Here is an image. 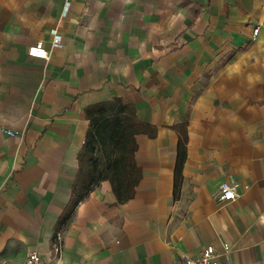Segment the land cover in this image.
Returning <instances> with one entry per match:
<instances>
[{
  "label": "crops",
  "instance_id": "obj_1",
  "mask_svg": "<svg viewBox=\"0 0 264 264\" xmlns=\"http://www.w3.org/2000/svg\"><path fill=\"white\" fill-rule=\"evenodd\" d=\"M41 42L48 59L28 54ZM115 100L142 124L134 198L104 180L59 226L87 108ZM225 182L236 200L220 202ZM59 234L57 264H175L224 244L231 264H264V0H0V264L54 263Z\"/></svg>",
  "mask_w": 264,
  "mask_h": 264
},
{
  "label": "trees",
  "instance_id": "obj_2",
  "mask_svg": "<svg viewBox=\"0 0 264 264\" xmlns=\"http://www.w3.org/2000/svg\"><path fill=\"white\" fill-rule=\"evenodd\" d=\"M89 128L86 141L79 154V174L75 181L74 199L68 211L60 219L59 226L70 216V212L86 194L100 182H111L118 203L134 198L142 173L136 165V135L142 124L138 122L135 109L120 100L102 102L87 108ZM185 141V137H184ZM178 159L175 172L177 189L182 164L186 157L185 143L178 145Z\"/></svg>",
  "mask_w": 264,
  "mask_h": 264
},
{
  "label": "built area",
  "instance_id": "obj_3",
  "mask_svg": "<svg viewBox=\"0 0 264 264\" xmlns=\"http://www.w3.org/2000/svg\"><path fill=\"white\" fill-rule=\"evenodd\" d=\"M69 10V6L65 8L66 14ZM259 29H254V35L257 36L259 33ZM51 36H53L52 40V48L56 49L62 46L61 42V36L58 34L57 29L52 30L50 32ZM28 54L31 57L37 58V59H48L49 58V51L45 48L44 44L37 43L35 45L30 46L28 49ZM7 134L14 136L15 133H12L11 131H5ZM238 184L225 182L220 187L219 191V200L220 202H231L237 199L238 193H237ZM62 234H59L56 243L53 248V257L55 262H49L46 261L40 253L37 251H32L28 254L26 259L21 264H57V261L61 259V253L63 249V242H61ZM230 247L227 244H224V254L218 253L215 248L212 245H209L205 247L201 254L197 258H190V257H184L179 262L175 264H231L229 260V253Z\"/></svg>",
  "mask_w": 264,
  "mask_h": 264
}]
</instances>
